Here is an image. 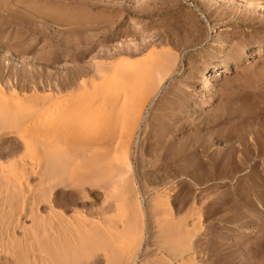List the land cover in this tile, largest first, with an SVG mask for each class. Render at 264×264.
<instances>
[{
	"label": "rangeland",
	"instance_id": "rangeland-1",
	"mask_svg": "<svg viewBox=\"0 0 264 264\" xmlns=\"http://www.w3.org/2000/svg\"><path fill=\"white\" fill-rule=\"evenodd\" d=\"M263 6L0 0V89L16 92L0 93V264H264ZM142 45L135 77L111 81L113 55Z\"/></svg>",
	"mask_w": 264,
	"mask_h": 264
},
{
	"label": "bare ground",
	"instance_id": "bare-ground-1",
	"mask_svg": "<svg viewBox=\"0 0 264 264\" xmlns=\"http://www.w3.org/2000/svg\"><path fill=\"white\" fill-rule=\"evenodd\" d=\"M264 7V6H263ZM257 8V7H256ZM52 17H54L53 19H55L57 22H60L61 21V23L63 22V23H66V24H68V25H71V24H73V23H71V22H73V21H77L78 22V24L79 23H83V21L82 20H85V19H83V18H81V17H79V16H70V15H68V14H66V15H60V16H52ZM90 20V19H89ZM111 20V19H110ZM108 21V20H107ZM112 21V20H111ZM86 22H88V20L86 21ZM89 22H91V21H89ZM71 23V24H70ZM75 23V22H74ZM95 23V22H94ZM80 25V24H79ZM78 25V26H79ZM77 26V27H78ZM91 26V25H90ZM84 27V26H83ZM97 27V26H96ZM91 28H93V27H91ZM90 28V29H91ZM212 28V27H211ZM74 29V28H73ZM78 29V28H77ZM87 28H85L84 27V29H82L81 28V30H86ZM89 29V28H88ZM87 29V30H88ZM108 31V30H107ZM80 32V31H79ZM86 32V31H85ZM81 33V32H80ZM220 41V40H219ZM154 45V44H153ZM136 46V45H135ZM129 47V46H128ZM156 47V46H155ZM130 48V47H129ZM135 48V49H134ZM134 48H131L130 49V51L129 50H127L126 48L125 49H123V48H121L117 53H115V55H113V57L114 58H118V57H121V58H123L122 59V62H121V60L119 59V60H116L115 61V64H107V66H111L107 71H109V76H108V78H110V80L112 81V80H114L116 77H120L121 78V80H125L126 81V78H127V76L128 77H135L134 76V71L132 70V69H134V66L136 65V64H139L140 65V63L141 62H139V63H134V66H133V64L131 63L132 61H131V59L133 58H137V57H139V56H141V55H143V53L145 52V49H146V47L145 46H139V47H134ZM154 48V47H153ZM153 51V50H152ZM149 53V52H148ZM162 54V53H161ZM154 55H156V54H154ZM111 57V56H110ZM156 57V56H155ZM145 58V57H144ZM163 58V57H162ZM162 58H158L157 59V61L155 60V61H153V62H147V63H145L146 64V66H145V68H146V72H145V74H151V72H153V71H155V70H161V69H163V67H164V65H165V67H167L168 65L167 64H170V65H172V63H174V62H172V63H169L168 61L169 60H166L165 61V59L163 58V60H162ZM141 59H143V57L142 58H140V59H138V60H141ZM115 59H113V61H114ZM145 60H146V58H145ZM147 60H149V59H147ZM109 61V60H108ZM121 63H119V62ZM137 61V60H136ZM142 62H143V60H142ZM168 62V63H167ZM144 63V62H143ZM165 63H167V64H165ZM137 66V65H136ZM174 66V65H173ZM169 68V67H168ZM170 68H172L171 66H170ZM169 68V69H170ZM232 67L229 65V63H226V66L224 67V70L223 69H217L216 68V66L215 67H210V70L209 71H207L206 73H205V78H206V80L204 81V84H205V86H207V87H209L210 85H212V83L210 82V79H212V78H217V77H219V76H222V75H224V73H227L228 72V69H231ZM169 69H168V72H169ZM164 70H167V68H164ZM163 73V71L162 72H160V74H162ZM108 74V73H107ZM81 75V74H80ZM164 75V74H163ZM168 75V74H167ZM79 76V75H78ZM142 76V75H141ZM162 76V75H161ZM160 76V77H161ZM66 77V76H65ZM126 77V78H125ZM136 77H138V76H136ZM165 77H166V75H165ZM124 78V79H123ZM155 78V77H154ZM147 79V78H146ZM145 79V80H146ZM160 79V78H159ZM70 80H72V79H70ZM69 80V81H70ZM75 80V79H74ZM77 80V79H76ZM161 80V81H160ZM159 80V84H160V89L159 88H157V89H159L158 90V92L157 93H153L154 95L151 97V99H150V101H148L149 102V104H148V106H150V105H152V104H154L155 102H156V100H157V98H158V96H159V93H160V90L162 89V88H164L165 87V85H166V81H168L167 79L165 80V78H164V80H163V77H162V79H160ZM155 81V80H154ZM147 82V83H146ZM146 82H145V84L142 86V89H141V97L143 98V97H146L147 96V94L148 95H150V92L152 93V92H155L157 89L156 88H154L155 86L154 85H152V84H150L149 83V81H147L146 80ZM67 83V82H66ZM69 83V82H68ZM67 83V84H68ZM70 84V86H71V83H69ZM68 84V85H69ZM155 84V83H154ZM73 85V84H72ZM154 86L153 88H152V86ZM1 87V86H0ZM135 88V87H134ZM137 88V87H136ZM141 88V87H140ZM154 89H156V90H154ZM153 90V91H152ZM5 91V90H4ZM1 92H3V89H0V93ZM13 93H16L15 91L13 92ZM13 93H9L10 94V97L8 96V94H7V96H5L4 95V92L2 93V97L4 98V100H3V98H2V100L3 101H7V99H10L11 98V95L13 96ZM18 94V93H17ZM0 96H1V94H0ZM54 96V95H53ZM57 96V95H56ZM55 96V97H56ZM69 96V95H68ZM74 96V95H73ZM50 98H52V96H50ZM72 98V97H71ZM137 99V98H136ZM148 100H149V97L147 98ZM147 99L145 100V101H147ZM2 100H0V101H2ZM19 100V99H18ZM52 100V99H51ZM143 100H144V98L142 99V103H144L143 102ZM56 101V99L54 98V102ZM139 101V100H138ZM11 102V101H10ZM67 102V101H66ZM4 103V102H3ZM12 103V102H11ZM27 103V102H26ZM57 103V102H56ZM140 103V102H139ZM9 103L7 102V104L5 103V105L4 106H7ZM34 104V103H33ZM52 104H55V103H52ZM138 104V103H137ZM184 104V103H183ZM25 105V104H24ZM144 105H145V103H144ZM144 105H142V106H144ZM35 106V105H34ZM37 106V105H36ZM147 106V107H148ZM8 108H10L9 107V105H8ZM33 108V107H32ZM42 108H43V106H42ZM142 108H144V107H142ZM193 108V107H192ZM7 109V108H6ZM41 109V108H40ZM172 109H173V107H172ZM10 110V109H9ZM30 110V109H29ZM35 110V109H34ZM33 111V110H32ZM143 111H144V109H143ZM30 112V111H29ZM8 113H11V111L10 112H8ZM7 113V114H8ZM26 113H28V112H26ZM22 114V113H21ZM33 114V113H32ZM13 115V114H12ZM28 115V114H27ZM9 116H11V114L9 115L8 114V120L6 119V121L7 122H11V118H12V116H11V118L9 117ZM144 117V114H143V116H142V118ZM17 118V117H16ZM141 118V117H140ZM20 119V118H19ZM23 120H22V127H25V125L27 124L26 122L29 120L28 118H26V119H28L27 121H25V118H22ZM5 120V119H4ZM17 120V119H16ZM19 121V120H18ZM141 121L142 120H140V122H138V125L136 126V131L134 132L135 134V145H137V139L139 138H137V136H139L138 135V128H139V126H140V124H141ZM178 123V122H177ZM11 128V127H10ZM134 128V127H133ZM12 129V128H11ZM6 130V129H5ZM41 135H42V133H40ZM38 135V134H37ZM44 135V134H43ZM40 136V135H39ZM38 136V137H39ZM130 138V137H129ZM128 138V139H129ZM133 139V138H132ZM192 139V138H191ZM41 140V139H40ZM128 141H130V140H128ZM172 141V140H171ZM20 148V146L18 145L17 146V149L16 150H18ZM19 151V150H18ZM17 151V152H18ZM12 152V151H11ZM13 155V154H12ZM9 156H11V155H9ZM127 156H129V155H127ZM6 157H7V155H6ZM120 168H118L119 170H120V172H122L120 175L122 176V174H127V173H131L132 171H133V167H132V164H131V161H130V159H129V157L128 158H125V160H123V162H121V164H120V166H119ZM4 169V168H3ZM7 169V168H6ZM5 169V170H6ZM118 170V171H119ZM3 171V170H2ZM132 174V173H131ZM134 174V173H133ZM127 175H129V174H127ZM118 176V175H117ZM120 176V177H121ZM125 177V176H124ZM132 177V176H131ZM260 178V177H259ZM118 179H119V177H118ZM122 179H124L123 178V176H122ZM122 179L120 178V181L122 182ZM58 180V179H57ZM123 182H124V180H123ZM127 182V181H126ZM126 182H124V183H126ZM128 185V184H127ZM27 187V186H26ZM121 187V186H120ZM127 188H128V186H127ZM132 190V189H131ZM135 190V189H134ZM134 190H132V192H134ZM134 194V193H133ZM135 202V201H134ZM135 204V203H134ZM136 205V204H135ZM138 207V206H137ZM139 212V211H138ZM54 213V212H53ZM57 213V212H56ZM80 215V214H79ZM60 216V215H59ZM64 216V215H63ZM62 217V216H61ZM57 218H59L60 219V217H57ZM64 218V217H63ZM45 220V219H44ZM63 220H65V218L64 219H62L61 221H63ZM66 221V220H65ZM69 221V223H70V220H68ZM64 222V221H63ZM68 223V222H67ZM74 223H76L75 221H74ZM83 223V222H82ZM84 224V223H83ZM70 225H72V223H70ZM75 225V224H74ZM74 225H73V227H74ZM85 225V224H84ZM101 225V224H100ZM172 225V224H171ZM63 226V225H62ZM69 226V225H68ZM82 226V225H81ZM66 227H67V224H66ZM72 227V226H71ZM75 227H77V225L75 226ZM75 227H74V229H75ZM85 227V226H84ZM176 227V226H175ZM92 228V227H91ZM43 229V228H42ZM45 229V228H44ZM57 229V228H56ZM73 229V228H72ZM73 229V230H74ZM172 230V229H171ZM175 230H176V228H173V232H175ZM51 231H53V230H51ZM71 231V230H70ZM44 232H45V230H44ZM47 232V231H46ZM45 232V233H46ZM178 232V231H177ZM50 233V232H49ZM62 233V232H61ZM69 234V233H68ZM48 236V235H47ZM166 236V235H165ZM169 236V235H168ZM71 237V236H70ZM77 237V236H76ZM52 242V241H51ZM260 245V244H259ZM182 247V246H181ZM187 249V248H186ZM187 250H189V249H187ZM181 251V250H180ZM172 252V251H171ZM183 254V253H182ZM178 257H180V256H178ZM183 257V256H182ZM247 257H249V256H247ZM26 258V257H25ZM188 258V257H187ZM181 259V258H180ZM185 259V258H184ZM190 259H191V257H190ZM193 259V258H192ZM242 259V258H241ZM178 260V259H177ZM186 260V259H185ZM250 260L251 259H249V258H245V259H242V260H240L239 258L238 259H234V260H232L231 262H228V264H248V262L250 263ZM28 261V260H27ZM182 261H184V260H182ZM187 261V260H186ZM252 261V260H251ZM30 262V261H29ZM188 262V261H187ZM190 262H192V261H190L189 260V263L188 264H190ZM193 262H196L195 260L193 261ZM192 262V263H193ZM27 263V262H26ZM35 263V262H34ZM37 263V262H36ZM165 263V262H164ZM182 263V262H181ZM191 263V264H192ZM185 264H187V263H185ZM199 264V263H198Z\"/></svg>",
	"mask_w": 264,
	"mask_h": 264
}]
</instances>
